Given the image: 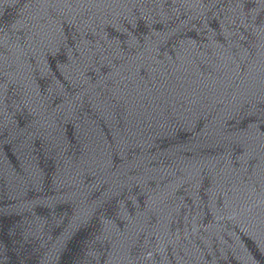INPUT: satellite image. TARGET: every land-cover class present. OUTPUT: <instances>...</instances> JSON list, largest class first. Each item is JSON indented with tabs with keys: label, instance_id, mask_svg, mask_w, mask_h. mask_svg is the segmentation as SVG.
I'll return each mask as SVG.
<instances>
[{
	"label": "water",
	"instance_id": "obj_1",
	"mask_svg": "<svg viewBox=\"0 0 264 264\" xmlns=\"http://www.w3.org/2000/svg\"><path fill=\"white\" fill-rule=\"evenodd\" d=\"M262 2L0 0V264H134Z\"/></svg>",
	"mask_w": 264,
	"mask_h": 264
}]
</instances>
